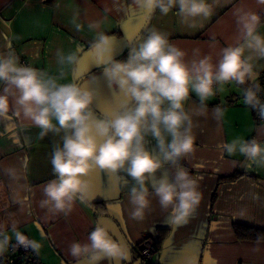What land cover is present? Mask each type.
<instances>
[{"label": "crops", "instance_id": "crops-1", "mask_svg": "<svg viewBox=\"0 0 264 264\" xmlns=\"http://www.w3.org/2000/svg\"><path fill=\"white\" fill-rule=\"evenodd\" d=\"M206 2L212 9L209 16L182 23L178 8L167 15L159 9L149 13L129 6L131 0H0V54L11 52L21 65L56 76L60 83L75 80L96 89L93 111L97 116H111L128 98L109 86L102 66L88 52L95 35L88 24L102 21L98 30L117 37V60H126L129 47L155 29L185 52L189 66L207 57L215 71L224 48L245 43L239 17L256 13L260 17L256 33L264 38V4L258 0ZM73 17L83 25L81 30L73 26ZM77 49L84 56L79 69L75 73L61 70L57 50ZM243 55L251 57L254 80H246L243 85L234 81L215 83L213 94L203 103L189 85L184 110L191 117L196 144L180 165L199 178L202 199L189 222L181 226L170 225L171 210L163 211L154 194L149 197L151 206L144 219L133 220L128 198L133 181L123 172L116 175L97 169L85 177L90 190L84 193L83 202L74 201L68 215L49 211L50 206L41 207L43 189L55 178L50 161L54 148L62 144L61 136L49 133L41 139L40 129L11 113L0 120V224L15 225L42 245L39 254L30 251L27 263L75 264L69 245L85 242L99 223L131 250V258L119 264H264V242L240 240L233 229L234 224L264 229V167L242 166L247 162L238 152L229 156L218 147L236 138H254L264 145V122L256 123L251 108L239 101L245 88L258 85L264 78V58L246 46ZM145 146L164 163L149 182L152 192V185L160 178L172 182L175 167L164 160L154 138L147 137ZM7 168L17 170V179L5 174ZM236 174L241 175L228 180ZM144 237L156 244L149 262L138 254ZM98 264L116 262L104 259Z\"/></svg>", "mask_w": 264, "mask_h": 264}, {"label": "clouds", "instance_id": "clouds-1", "mask_svg": "<svg viewBox=\"0 0 264 264\" xmlns=\"http://www.w3.org/2000/svg\"><path fill=\"white\" fill-rule=\"evenodd\" d=\"M258 3L264 4V0ZM131 5L149 13L159 9L164 15L178 8L182 23L197 16L207 17L212 11L206 0H131ZM259 20L253 12L238 18L245 43L224 48L215 71L207 57L189 66L184 60L185 52L155 29L129 47L126 60H117L114 57L117 37L98 30L102 21L89 23L87 27L95 35L88 52L102 66L109 86L118 88L128 98L111 116H97L93 111L96 89L83 87L75 80L60 83L56 76L21 65L11 52L0 54V84L3 85L0 120L9 118L11 113L40 129L41 139L49 133L61 136L62 144L54 148L50 161L55 178L43 189L45 198L40 202L41 207L50 206L49 211L68 215L74 201L83 202L84 193L90 190V181L85 177L99 169L116 175L123 172L131 178L128 198L133 220L144 219L151 206L149 197L154 194L163 211L171 210L170 225L187 224L202 199L199 178L180 165L182 159L194 152L196 144L191 117L184 110L189 85L203 103L213 94V83L222 85L234 81L243 85L246 80H254L251 57L245 58L243 53L246 46L264 58V38L256 33ZM72 24L77 30L83 28L76 17ZM83 59L79 49L56 52L61 70L67 68L75 73ZM260 91L259 85H249L243 90L242 102L264 120ZM149 136L155 139L164 160L175 167L172 182L167 177L160 178L152 185V192L149 182L164 163L146 149ZM218 147L229 156L238 152L247 162L242 166L264 167V145L254 138H236ZM16 173L15 168L5 169V174L13 180L17 179ZM18 247L39 254L42 245L30 240L15 225L0 224V256L9 248L14 251ZM68 251L75 264L84 261L98 264L104 259L119 264L131 258L130 248L114 239L107 227L99 223L88 233L85 242L73 241Z\"/></svg>", "mask_w": 264, "mask_h": 264}, {"label": "built area", "instance_id": "built-area-1", "mask_svg": "<svg viewBox=\"0 0 264 264\" xmlns=\"http://www.w3.org/2000/svg\"><path fill=\"white\" fill-rule=\"evenodd\" d=\"M23 65H25V63ZM258 85L260 86L261 89V91L259 92V97L261 100H264V78H262V80L258 83ZM214 87H215V83H213L212 85L213 91H214ZM242 100H243V93L239 96V101L241 103H243ZM251 110L254 117V121L256 123L259 124L264 122V120H262L259 117V115L255 110H253L252 108ZM12 243H15V241H13ZM30 251L31 249H26L24 247H18L14 251L11 248H9V250L3 256H0V264H26L29 259L28 255ZM155 252H156V246L154 242L149 238L146 237L142 238L138 249V254L140 258L144 262H149L152 259Z\"/></svg>", "mask_w": 264, "mask_h": 264}, {"label": "trees", "instance_id": "trees-1", "mask_svg": "<svg viewBox=\"0 0 264 264\" xmlns=\"http://www.w3.org/2000/svg\"><path fill=\"white\" fill-rule=\"evenodd\" d=\"M238 175H241V174H236L232 177H229L228 180L234 179ZM233 229H234V233L236 237L240 240L264 242V229L250 228V227L235 225V224L233 225ZM33 264H39V263H33Z\"/></svg>", "mask_w": 264, "mask_h": 264}, {"label": "rangeland", "instance_id": "rangeland-1", "mask_svg": "<svg viewBox=\"0 0 264 264\" xmlns=\"http://www.w3.org/2000/svg\"><path fill=\"white\" fill-rule=\"evenodd\" d=\"M26 264H29V263H26Z\"/></svg>", "mask_w": 264, "mask_h": 264}]
</instances>
